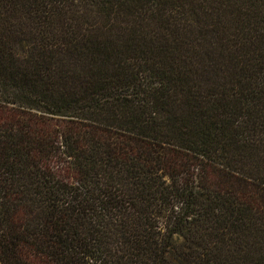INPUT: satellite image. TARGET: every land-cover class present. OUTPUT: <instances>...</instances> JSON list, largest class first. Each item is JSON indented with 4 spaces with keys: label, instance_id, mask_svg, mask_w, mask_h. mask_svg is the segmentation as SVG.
Instances as JSON below:
<instances>
[{
    "label": "trees",
    "instance_id": "16d2710c",
    "mask_svg": "<svg viewBox=\"0 0 264 264\" xmlns=\"http://www.w3.org/2000/svg\"><path fill=\"white\" fill-rule=\"evenodd\" d=\"M0 264H264V0H0Z\"/></svg>",
    "mask_w": 264,
    "mask_h": 264
}]
</instances>
